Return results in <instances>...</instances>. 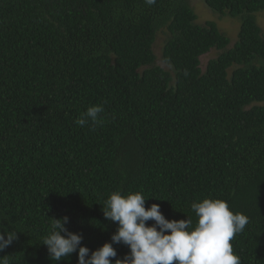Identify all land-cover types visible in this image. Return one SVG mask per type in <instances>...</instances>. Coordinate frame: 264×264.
<instances>
[{"label":"trees","instance_id":"16d2710c","mask_svg":"<svg viewBox=\"0 0 264 264\" xmlns=\"http://www.w3.org/2000/svg\"><path fill=\"white\" fill-rule=\"evenodd\" d=\"M191 1L0 0V230L18 232L0 258L57 264L43 238L65 216L97 250L118 228L102 207L120 191L193 229V203L227 201L249 218L234 253L264 264V0H200L240 24L233 46ZM97 104L103 123L78 126Z\"/></svg>","mask_w":264,"mask_h":264},{"label":"clouds","instance_id":"9594fccd","mask_svg":"<svg viewBox=\"0 0 264 264\" xmlns=\"http://www.w3.org/2000/svg\"><path fill=\"white\" fill-rule=\"evenodd\" d=\"M145 3L151 6L156 0ZM104 111L102 104L89 106L75 123L80 127L89 123L99 126ZM147 200L142 192L127 196L112 192L102 211L105 219L118 223V228L111 242L95 251L82 246V233H73L65 226L69 217L51 219L50 230L43 238L50 259L58 264L76 253L77 264H241L231 241L244 231L249 218L231 211L227 201L206 198L193 203L191 208L198 218L193 229L190 217L179 221L166 219L159 204L146 210ZM148 221L154 223L149 226ZM17 233L0 230V252L18 239ZM119 244L130 249L123 258H117L114 245ZM0 264H11L9 256L0 258Z\"/></svg>","mask_w":264,"mask_h":264},{"label":"rangeland","instance_id":"374dc122","mask_svg":"<svg viewBox=\"0 0 264 264\" xmlns=\"http://www.w3.org/2000/svg\"><path fill=\"white\" fill-rule=\"evenodd\" d=\"M190 5L194 9V12L198 17V21H197L198 24L204 25L206 24V22L215 21L217 22V25L218 27H220L221 31L225 33L233 41L232 46L237 42V37H238L237 35L240 29V24L236 20L227 17H219L218 15L212 13L200 0H192ZM258 23L264 33V14L261 15V19L258 21ZM167 38L168 36L166 35L165 32H160L154 46V52L157 57V65L163 67L164 69H166V67L161 61V55H162L163 46ZM218 55H219L218 51L212 50L208 55L202 57L201 69L205 70L208 62L213 59H216Z\"/></svg>","mask_w":264,"mask_h":264}]
</instances>
